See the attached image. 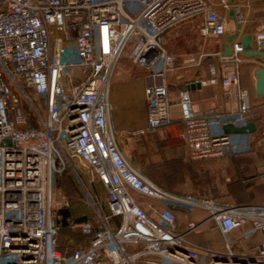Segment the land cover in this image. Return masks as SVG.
Wrapping results in <instances>:
<instances>
[{
  "label": "built area",
  "instance_id": "1",
  "mask_svg": "<svg viewBox=\"0 0 264 264\" xmlns=\"http://www.w3.org/2000/svg\"><path fill=\"white\" fill-rule=\"evenodd\" d=\"M222 3L225 12L208 0H0V264H264V240L251 254L236 250L240 238L231 237L247 224L243 239L264 232V205H221L163 188L126 158L110 125L112 79L122 60L146 72L147 123L136 135L171 123L168 77L179 66L166 34L201 18L202 36L224 37L229 11L237 23L245 15L235 3ZM255 40L254 49L264 52V31ZM216 55L232 66L220 81L226 92L239 88L241 106L230 118L198 113L190 89L179 91L180 137L193 161L251 149L246 134L224 130L226 122L247 128L250 121L248 92L240 86L245 50L234 40L231 55ZM77 160L106 192L103 211L91 200L96 223L62 212L71 207L59 185L65 174L85 187ZM194 209L209 217L181 230L176 211ZM64 219L89 237L87 244L70 239L59 248ZM208 221L221 233V250L188 240Z\"/></svg>",
  "mask_w": 264,
  "mask_h": 264
},
{
  "label": "crops",
  "instance_id": "2",
  "mask_svg": "<svg viewBox=\"0 0 264 264\" xmlns=\"http://www.w3.org/2000/svg\"><path fill=\"white\" fill-rule=\"evenodd\" d=\"M235 4L245 15L239 36L235 40L241 41L244 35L251 34L254 37L253 47H257L255 38L264 31V0H236ZM201 26V18L188 19L176 24L166 34L168 51L181 62L178 69L169 74L168 79L169 98L172 104L171 118L179 120L181 125V113L177 102L179 91L185 88L190 89L193 106L198 113L214 110L230 118L241 106L239 88L235 87L226 92L220 81L224 70L231 69L232 66H222L216 55L226 48V37L235 31L236 22L230 17L227 19V34L224 37L213 35L204 37L201 35ZM259 67L264 68V60L243 56V63L240 65V86L248 92L250 121L247 128H241L243 130L237 132V128L230 122L224 124L226 132L246 134L251 149L244 154L195 161L192 163L196 171L195 182L193 183L191 176L187 175L186 183H190V186L186 191L175 193L214 200L221 205H264V95H257L255 75ZM145 73V70L130 61L122 60L112 79L110 102L113 109L110 114V125L116 133H125L130 138L145 136L136 135V132L145 128L147 123L143 78ZM214 77L219 81L212 84L210 80ZM197 83L200 85L191 87ZM161 129L163 128L156 132ZM183 185L184 181L181 179V187ZM154 204L159 208L163 207L158 202ZM209 214L200 209L177 210V223L181 230H185L189 222H200L207 219ZM248 228L249 224L243 229L233 231L231 237L240 238L235 245L236 250L253 254L258 251L259 244L264 240V232H257L243 239V232ZM195 235L198 236L193 237ZM190 237L192 241L222 240L221 233L213 221H208L204 224L202 232L191 234Z\"/></svg>",
  "mask_w": 264,
  "mask_h": 264
},
{
  "label": "rangeland",
  "instance_id": "3",
  "mask_svg": "<svg viewBox=\"0 0 264 264\" xmlns=\"http://www.w3.org/2000/svg\"><path fill=\"white\" fill-rule=\"evenodd\" d=\"M214 7L225 12L226 9L223 6L222 0H208ZM177 57V56H176ZM70 58V57H69ZM178 66H180V59L177 57ZM172 74V73H171ZM169 79V77H168ZM169 81V80H168ZM183 126L180 124L179 120H173L171 123L163 127V129L158 132H153L142 136L141 138H130L127 134L116 133L118 137V144L126 158L137 168H139L145 177L153 182L159 183L165 188L172 190L174 192L186 191L190 186V183H186V176H191L193 183L195 182V168L192 166L193 161L186 149L185 143H183L180 133ZM116 132V131H115ZM121 132V131H120ZM187 160V161H186ZM78 161V160H77ZM78 164L82 167L84 173L80 171V176L85 185L82 188L81 184L75 178V189L79 192V200L73 209L78 211V218H84V212L90 216V220L93 223L98 221L95 212L94 203L91 201L92 198L97 203V205L105 209L106 193L105 190L100 191L99 183H90V179L93 178V174L84 162L78 161ZM72 175V173L70 172ZM181 179L184 181V185L181 187ZM98 197V198H97ZM65 199V193L57 192L55 195V202L58 204V209H62V202ZM84 211V212H83ZM107 212V211H105ZM89 217H85L87 220ZM195 235L193 237H197ZM188 240L203 248L205 250H221L223 248L221 241H204V240H191L188 236ZM206 251L202 253L205 254Z\"/></svg>",
  "mask_w": 264,
  "mask_h": 264
},
{
  "label": "trees",
  "instance_id": "4",
  "mask_svg": "<svg viewBox=\"0 0 264 264\" xmlns=\"http://www.w3.org/2000/svg\"><path fill=\"white\" fill-rule=\"evenodd\" d=\"M31 127L36 126V122L34 120L31 119L30 122ZM184 143V141H182ZM230 156H234V155H230ZM228 157V156H227ZM74 176L70 174V172H67L63 178V180H61L59 182V185L64 187L65 191L67 192L70 201H71V207L69 209L63 210V215L64 217H68L70 215L74 216L77 219V213L78 211L76 209H73V207L76 205L77 201L79 200L77 197H79V192L76 191L75 189V183H74ZM156 183V182H155ZM158 185L162 186L161 184L157 183ZM101 190L100 191H104V188L102 187V185L99 183ZM163 188H165L164 186H162ZM167 189V188H165ZM169 190V189H167ZM171 192H174L172 190H169ZM84 212V211H83ZM84 218H78V220H84L85 217H89L88 219H91L90 216L88 215V213L86 214L84 212ZM87 219V218H86ZM73 238L75 240L76 243H84L87 244L89 241V237L85 236L83 234H81L78 231H73L71 229L68 228L67 226V222L64 219L63 220V229L59 235V239H58V244H59V248L60 249H64L67 246V242Z\"/></svg>",
  "mask_w": 264,
  "mask_h": 264
},
{
  "label": "water",
  "instance_id": "5",
  "mask_svg": "<svg viewBox=\"0 0 264 264\" xmlns=\"http://www.w3.org/2000/svg\"><path fill=\"white\" fill-rule=\"evenodd\" d=\"M236 0H230L231 3H235ZM229 16L235 20V12L234 10L229 11ZM240 33V23L236 22V29L235 31L228 35L226 37V48L223 50L224 55H231L232 54V43L235 39L238 38ZM253 41L254 37L251 34L244 35L241 39V44L245 50V56L247 57H257L260 58L261 60H264V52L259 51L254 49L253 47ZM256 91L257 95L262 96L264 95V68L259 67L257 68L256 72ZM194 85H200L199 83L197 84H192L191 87H194ZM243 130V129H242ZM241 128H237L236 131H242Z\"/></svg>",
  "mask_w": 264,
  "mask_h": 264
},
{
  "label": "bare ground",
  "instance_id": "6",
  "mask_svg": "<svg viewBox=\"0 0 264 264\" xmlns=\"http://www.w3.org/2000/svg\"><path fill=\"white\" fill-rule=\"evenodd\" d=\"M241 24H242V23H240V27H241Z\"/></svg>",
  "mask_w": 264,
  "mask_h": 264
}]
</instances>
